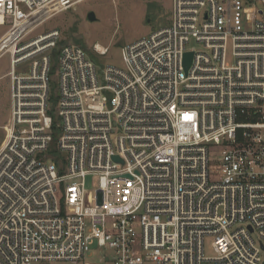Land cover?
<instances>
[{"label":"built area","instance_id":"built-area-1","mask_svg":"<svg viewBox=\"0 0 264 264\" xmlns=\"http://www.w3.org/2000/svg\"><path fill=\"white\" fill-rule=\"evenodd\" d=\"M78 1L0 0V264H264V0H172L101 72L58 29L23 42Z\"/></svg>","mask_w":264,"mask_h":264},{"label":"rangeland","instance_id":"rangeland-1","mask_svg":"<svg viewBox=\"0 0 264 264\" xmlns=\"http://www.w3.org/2000/svg\"><path fill=\"white\" fill-rule=\"evenodd\" d=\"M80 1V2H79ZM72 7L55 14L36 27L23 42L30 41L38 35L58 29L61 32L60 44L73 43L84 47L96 59L99 71L108 65L123 66V48L136 40L170 23L172 0H79ZM57 8L56 3L50 5V11ZM95 13L96 19L90 20L89 12ZM6 27L0 26V37ZM109 47L107 55L99 56L94 45ZM1 48V46H0ZM10 54L0 57V147L5 138V125L11 118V84L8 76L10 70ZM59 75H52V94L57 97ZM53 104L54 99H53ZM211 163H220L218 157H211ZM211 178L216 179L215 172ZM99 186V177L89 175L85 180L86 200L93 204V196Z\"/></svg>","mask_w":264,"mask_h":264},{"label":"water","instance_id":"water-1","mask_svg":"<svg viewBox=\"0 0 264 264\" xmlns=\"http://www.w3.org/2000/svg\"><path fill=\"white\" fill-rule=\"evenodd\" d=\"M88 17H89L90 20H95L96 19L95 13L93 11L89 12ZM192 55H193L192 52H189V53L186 54V56H185L186 65L190 64ZM116 159H117V157H116Z\"/></svg>","mask_w":264,"mask_h":264},{"label":"bare ground","instance_id":"bare-ground-1","mask_svg":"<svg viewBox=\"0 0 264 264\" xmlns=\"http://www.w3.org/2000/svg\"><path fill=\"white\" fill-rule=\"evenodd\" d=\"M99 47H102V45L99 44Z\"/></svg>","mask_w":264,"mask_h":264}]
</instances>
